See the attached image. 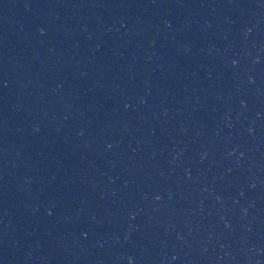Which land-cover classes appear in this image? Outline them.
I'll list each match as a JSON object with an SVG mask.
<instances>
[{"label":"water","instance_id":"1","mask_svg":"<svg viewBox=\"0 0 264 264\" xmlns=\"http://www.w3.org/2000/svg\"><path fill=\"white\" fill-rule=\"evenodd\" d=\"M0 264H264V0H0Z\"/></svg>","mask_w":264,"mask_h":264}]
</instances>
